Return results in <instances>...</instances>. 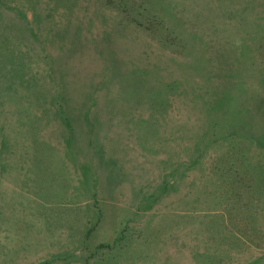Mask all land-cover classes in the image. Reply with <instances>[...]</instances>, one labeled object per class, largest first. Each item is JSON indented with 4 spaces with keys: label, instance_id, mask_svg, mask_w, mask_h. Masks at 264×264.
Listing matches in <instances>:
<instances>
[{
    "label": "rangeland",
    "instance_id": "rangeland-1",
    "mask_svg": "<svg viewBox=\"0 0 264 264\" xmlns=\"http://www.w3.org/2000/svg\"><path fill=\"white\" fill-rule=\"evenodd\" d=\"M0 264H264V0H0Z\"/></svg>",
    "mask_w": 264,
    "mask_h": 264
}]
</instances>
